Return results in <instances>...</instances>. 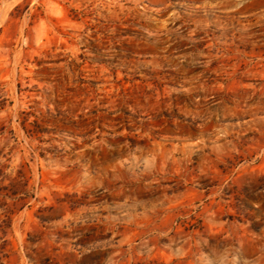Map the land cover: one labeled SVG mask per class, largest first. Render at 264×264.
I'll return each mask as SVG.
<instances>
[{
  "label": "rangeland",
  "instance_id": "rangeland-1",
  "mask_svg": "<svg viewBox=\"0 0 264 264\" xmlns=\"http://www.w3.org/2000/svg\"><path fill=\"white\" fill-rule=\"evenodd\" d=\"M0 264H264V0H0Z\"/></svg>",
  "mask_w": 264,
  "mask_h": 264
}]
</instances>
